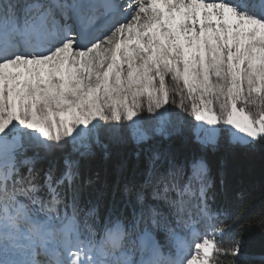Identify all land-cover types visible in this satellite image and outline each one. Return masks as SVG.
<instances>
[{"label": "snow or ice", "instance_id": "snow-or-ice-1", "mask_svg": "<svg viewBox=\"0 0 264 264\" xmlns=\"http://www.w3.org/2000/svg\"><path fill=\"white\" fill-rule=\"evenodd\" d=\"M169 103L201 122L198 153L163 143ZM220 124L264 146V0H0V264L240 255L216 241Z\"/></svg>", "mask_w": 264, "mask_h": 264}, {"label": "trees", "instance_id": "trees-1", "mask_svg": "<svg viewBox=\"0 0 264 264\" xmlns=\"http://www.w3.org/2000/svg\"><path fill=\"white\" fill-rule=\"evenodd\" d=\"M163 143L187 155L200 151L197 140L180 135L170 136ZM218 144V150L208 154L216 193L213 207L223 213L218 227L224 231L216 241L225 250L236 240L242 241L240 255H221L218 259L220 264H264V224L259 222L264 216V146L248 151L222 139ZM133 147L128 144L118 151L130 154ZM108 166L103 154L97 151L87 167L91 174L103 175ZM237 217H243V222L237 224Z\"/></svg>", "mask_w": 264, "mask_h": 264}, {"label": "rangeland", "instance_id": "rangeland-1", "mask_svg": "<svg viewBox=\"0 0 264 264\" xmlns=\"http://www.w3.org/2000/svg\"><path fill=\"white\" fill-rule=\"evenodd\" d=\"M167 81H168L169 86H171L170 77L167 78ZM173 98L176 100V102L178 104L179 99H180L179 96H175ZM190 103H191L190 101L187 102L186 107L190 108ZM177 104L169 103L168 105L165 106L166 108H168L170 110L171 120L175 124L176 128L178 129L177 131H175L173 133V135H180V136H182V138H185V139L186 138H193V139L197 140L196 139V129L194 128V126L201 123V122L195 121L194 117L190 116L187 111L179 108L177 106ZM238 106L243 107L242 104H240ZM160 111H163V109H161ZM248 111L255 112L256 109L249 107ZM139 115L145 121H154V119H155L154 115L149 114L146 110L142 111ZM204 127L208 128L210 126L204 125ZM216 127L218 128L217 141H219V139H222V142L230 143L232 132L235 130L231 129L230 126L223 125V124L217 125ZM200 134H201V136H203L204 135L203 131H201ZM173 135H171V136H173Z\"/></svg>", "mask_w": 264, "mask_h": 264}]
</instances>
